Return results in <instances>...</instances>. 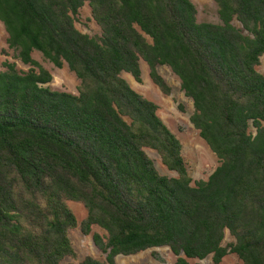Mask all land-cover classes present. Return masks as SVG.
I'll use <instances>...</instances> for the list:
<instances>
[{
  "label": "trees",
  "instance_id": "1",
  "mask_svg": "<svg viewBox=\"0 0 264 264\" xmlns=\"http://www.w3.org/2000/svg\"><path fill=\"white\" fill-rule=\"evenodd\" d=\"M213 1L220 23L198 22L191 0H0L7 46L30 66L0 71V264L74 257L68 201L86 209L83 234L106 232L92 234L105 261L73 264L162 246L173 264L228 253L264 264V0ZM86 2L100 35L75 26ZM35 50L67 65L77 94L44 86L52 75ZM140 60L164 95L160 65L191 99L189 121L218 158L206 180L193 182L159 106L122 77L141 82Z\"/></svg>",
  "mask_w": 264,
  "mask_h": 264
},
{
  "label": "rangeland",
  "instance_id": "2",
  "mask_svg": "<svg viewBox=\"0 0 264 264\" xmlns=\"http://www.w3.org/2000/svg\"><path fill=\"white\" fill-rule=\"evenodd\" d=\"M196 7V18L198 22L220 23L217 14V7L213 0H191ZM232 24L241 28V24L236 19ZM75 26L82 32L89 35H100V27L93 20L88 3L79 9L75 16ZM246 33V31H244ZM7 33L3 24L0 22V71L6 68L4 61L13 62L18 70L26 71L30 67L23 64L15 56V52L7 46ZM32 57L38 61L44 68L50 71L52 79L44 84L53 90L67 91L77 94V88L80 80L70 71L66 64L62 68L55 67L39 51H33ZM141 82H136L133 77L126 72H122L129 85L144 97L152 100L159 106L158 115L170 129V131L179 139L182 149L181 155L185 166L193 182L197 180H206L218 165L217 156L211 151L206 142L199 136L198 130L193 127L189 121V116L193 111V105L190 98L186 97L180 88L179 78L166 65L158 66V72L170 86V94L164 95L161 90L150 79L147 64L140 60ZM257 69L264 74V54L260 57V63ZM178 105H182L184 110L180 111ZM254 132V128L250 126ZM147 155L153 160L157 170L161 174L176 176V173L169 171L160 161L159 155L152 149H145ZM68 206L73 211L78 225L69 229L68 235L75 250V256H67L60 261V264H73L82 260L86 256H91L100 261H105V254L101 252L92 240V234L98 233L105 236L106 232L99 226L94 225L89 234L85 235L80 229V222L86 217V209L79 202L68 201ZM233 238L225 233L222 241L223 245L231 242ZM176 256L166 247H153L140 251L132 255L119 254L115 257L117 264H173ZM200 264H213L211 256L202 260H191ZM220 264H242L241 260L234 254L228 253Z\"/></svg>",
  "mask_w": 264,
  "mask_h": 264
}]
</instances>
